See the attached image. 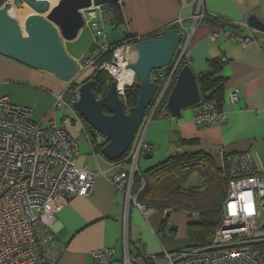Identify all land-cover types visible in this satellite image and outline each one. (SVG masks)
I'll return each mask as SVG.
<instances>
[{
  "label": "crops",
  "instance_id": "0c3cea01",
  "mask_svg": "<svg viewBox=\"0 0 264 264\" xmlns=\"http://www.w3.org/2000/svg\"><path fill=\"white\" fill-rule=\"evenodd\" d=\"M119 2L124 16L122 26L116 27L113 24L105 29L103 27L95 29L93 27L95 22L101 25L98 17L101 9L96 8L95 14H92L97 17H91L88 10L84 11L85 27L75 39L65 41L69 54L77 61L84 57L94 58L102 51L104 44L110 45L120 41L126 34L149 38L153 33L161 34L167 27L177 25L182 35H187L185 41L187 45L184 44L185 57L197 76L209 70L210 60L226 57L218 76L225 79L223 98L219 100L228 118L222 124L198 126L193 119L203 102L202 95L198 106L183 109L180 117H174L169 113V116L161 118L175 119L172 121L175 126L170 123L172 128L167 156L177 150L174 139L178 137L177 140L182 138L194 140L196 143L183 146L179 150L211 152L217 165L223 169L226 154L242 151L252 152L257 166L264 169V33L250 27L247 21L254 13L264 19V0H203L205 14L212 18L223 17L237 29L228 25L221 26L222 23L218 21H202L203 18L195 23L194 15L198 9L196 0ZM33 7L40 12L43 11L39 3ZM20 23L27 35L25 26L21 21ZM86 28L91 30L93 41L87 43L83 52H77L74 45L84 38ZM108 28L116 29L115 32H118L119 36L115 32L112 36L108 34ZM224 31L237 32L251 38L252 42L242 46L229 38ZM215 32H220V35L213 41L211 34ZM88 70L91 69L79 74L75 79L77 83L84 80L80 79V76ZM67 81L50 71L32 67L0 54V96H7L15 103L32 107L33 118L43 126H50L53 120L60 123L64 115L71 114L69 109L62 108L68 111L63 113L58 111L62 109L53 108L56 97L66 89ZM234 90L239 92V100L236 103H232L229 96ZM154 125L151 123L148 128L152 130ZM72 131L74 134L78 133L76 124L73 125ZM80 139L82 138L80 137L79 141ZM151 141L150 137L148 144L154 145ZM86 142L82 147L79 144L80 154L77 162L97 173L93 193L89 196L74 197L55 214L53 219L48 215L44 217L45 221L51 224L50 229L57 243L63 248L55 264H99L93 254L99 248L113 249L114 252L109 255L107 264H124L126 252L132 264H147V258H152L151 264H168L163 254L165 249L177 251L190 248L188 229L191 222L198 221L196 215L178 209L168 215V227L165 225L166 228H163L167 216L165 210L156 208L146 216L135 201L127 204L125 192L117 189L110 180L115 173L124 170L125 167L118 165L116 160H109L100 152L92 151L89 142ZM154 150L153 147L151 151L144 153V157L147 154L153 157ZM176 264L185 262L178 261Z\"/></svg>",
  "mask_w": 264,
  "mask_h": 264
},
{
  "label": "built area",
  "instance_id": "2783aa9c",
  "mask_svg": "<svg viewBox=\"0 0 264 264\" xmlns=\"http://www.w3.org/2000/svg\"><path fill=\"white\" fill-rule=\"evenodd\" d=\"M196 1L195 23L205 16L203 0ZM96 8L101 9L98 15L101 25L95 22L93 27L105 29L113 26V10L94 6L88 9L91 17H97L92 16ZM224 32L242 46L252 42L251 38L237 32ZM219 35L220 32L212 33L211 39L215 41ZM134 45V42L126 41L114 49L110 61L102 64L97 63V57H84L79 61V73L67 81L66 89L55 100L54 109L71 111V114L63 116L60 123L53 120L50 126H43L33 118L32 107L0 96V264L57 262L63 248L44 217L48 215L53 219L71 199L89 196L94 191L97 173L77 162L79 138H86L94 152L106 141L101 135L91 136L84 117L75 108L81 98V83L75 79L86 69L104 70L118 82L119 95L124 98L125 87L135 82L132 71L129 81L121 85L123 70H131L128 64L133 59ZM186 45L182 46L178 59L170 64L172 66L153 71L151 80L158 84L156 102L144 118L130 151L117 162L125 169L110 178L117 189L125 192L127 204L135 201L146 216L156 208L136 201L132 193L135 175L141 170L139 160L142 153L153 149L145 141L146 132L160 101L173 87ZM110 48L109 44H104L102 50ZM221 61H226V57ZM229 96L232 103L239 100L237 90L231 91ZM222 105L219 99L204 100L194 115V122L198 126L225 123L228 115ZM74 124L79 130L77 134L72 131ZM224 171L228 179L227 196L222 202V219L212 241L177 251L165 249L163 254L168 264L178 261L185 264H264V169L257 166L252 152L242 151L226 154ZM164 210L168 216L177 209L168 206ZM113 252L112 248H99L93 254L99 264H107ZM152 261V258H147L146 263L151 264ZM123 263L132 264L127 252Z\"/></svg>",
  "mask_w": 264,
  "mask_h": 264
},
{
  "label": "water",
  "instance_id": "95a60500",
  "mask_svg": "<svg viewBox=\"0 0 264 264\" xmlns=\"http://www.w3.org/2000/svg\"><path fill=\"white\" fill-rule=\"evenodd\" d=\"M24 1L34 6L39 0ZM119 1L59 0L47 15L38 14L29 20L25 28L27 35L19 19L11 13L12 4L6 2L0 7V54L50 71L62 79H72L79 73V61L69 54L65 41L75 39L85 27V10ZM247 21L250 27L264 33V19L256 13L251 14ZM182 38L178 28H171L154 37L141 39L134 45L133 59L128 67L135 73L140 96L137 105L129 112L125 110V102L119 95L115 79L102 97L94 93L93 79L81 84V98L75 108L91 126V136L101 135L105 138L102 154L109 160L120 159L132 147L157 92L158 84L151 80V75L153 71L172 64ZM200 101L198 76L186 64L180 68L167 97L166 109L172 116L180 117L183 109L195 106ZM145 157L149 159L152 155Z\"/></svg>",
  "mask_w": 264,
  "mask_h": 264
},
{
  "label": "trees",
  "instance_id": "16d2710c",
  "mask_svg": "<svg viewBox=\"0 0 264 264\" xmlns=\"http://www.w3.org/2000/svg\"><path fill=\"white\" fill-rule=\"evenodd\" d=\"M5 2L6 0H0V6ZM106 7H110L114 12V25L116 27L122 25L124 23V16L121 3H113L111 5H106ZM208 20L214 22L218 21L222 23L221 26L228 25L237 29L233 23L223 17L212 18L210 15L205 14L202 21ZM171 28L179 27L177 25H172L167 27L165 31ZM156 35H158V32L153 33L150 37ZM182 36L181 44L184 45L187 35L183 34ZM144 38L145 37L126 34L122 40L110 44L111 48L109 50L99 51L96 56L97 63L102 64L106 61H110L113 57L114 49L126 41H131L136 44L139 40ZM181 50L182 46L179 47L174 61L178 59ZM186 64L190 65V62L184 55L180 61V68ZM222 64L221 59L210 60L209 70L198 75V84L203 101L207 99L223 98L222 92L225 79L218 76ZM172 65H169V67ZM91 70H93V73L84 79L81 84L89 79H93L94 84L92 89L98 97H102L109 90L113 77L104 70ZM139 96L140 89L136 86L135 82L125 87V96L123 100L125 102L126 112H129L130 108L137 105ZM155 102L156 98L147 110V114H149ZM166 103L167 97L160 101L153 114L152 120L169 116ZM105 111L107 110L105 109ZM86 125H88L89 128L91 127L87 122ZM177 138L178 137L174 139V146L177 150L168 158L136 173L132 193L136 197V201L140 204L153 206L157 209L175 206L177 210L183 209L189 211L191 214H195L198 221L189 224V247L203 246L212 241L215 230L222 219L223 212L221 206L227 196L228 179L224 169L217 165L213 153L205 150L193 152L181 151L179 148L196 143H194V140L182 138L177 140ZM102 148L103 146H99L96 148L95 152L102 153ZM128 152L120 159L116 160V162L124 159ZM194 174L200 175L202 178L201 183L186 186L187 181ZM168 217L169 216H167V218ZM165 225L168 227L166 219L163 222V228Z\"/></svg>",
  "mask_w": 264,
  "mask_h": 264
},
{
  "label": "rangeland",
  "instance_id": "374dc122",
  "mask_svg": "<svg viewBox=\"0 0 264 264\" xmlns=\"http://www.w3.org/2000/svg\"><path fill=\"white\" fill-rule=\"evenodd\" d=\"M58 1L59 0H39L37 3H39L43 8V11L40 12L39 10L35 9L33 7V5L25 2L24 0H6V2H10L12 4V8H11L12 13L19 19V21H21L23 23L25 28L27 27L26 25H29L30 19H32L33 17H35L38 14H43V15L47 14L51 10V8L58 3ZM87 29H89V28H86L87 32H86L84 38L80 42H78L74 45V48L77 50V52H83L87 43L88 42L91 43L93 41V34H92L90 29L89 30H87ZM115 30H113V28H108L107 33L111 34V36H112V33H114ZM115 33L119 36L118 32H115ZM123 35H124V32H123ZM188 38H189V35H188ZM187 41H188V39H187ZM181 46H183V45L181 44ZM92 73H93V70H88V71H86V73L84 75L80 76V79H85L88 76H90ZM58 111L63 112V113H68V111H66L65 109L58 110ZM149 114H150V112H149ZM147 116H148V114L146 113L145 117H147ZM172 121H175V119L174 118H170L169 120L154 119L150 122L149 125H151V123H154L155 125L152 128V130H150L148 128V130L146 132V143H148L147 142L148 140L150 141V137H151V139H152L151 142H153L154 145L151 143L150 144L154 147L155 150L153 152L154 156L150 159H145L144 153H142L140 161H139L140 162L139 166L142 170H145L151 166H154L155 164L160 163L161 161L165 160L168 157L167 153H169L168 148H169V140H170L169 139L170 130L172 128V124H173V126H175V123ZM170 123H172V124H170ZM85 126L88 130L89 129L91 130V127L89 128L88 125H85ZM85 140L88 141L85 138L80 139L79 144L81 147L83 146V144L87 143ZM89 145H90V143H89ZM201 181H202V178L200 177V175L194 174L187 181L186 186H190L193 184H200ZM262 220L264 221V218H262Z\"/></svg>",
  "mask_w": 264,
  "mask_h": 264
},
{
  "label": "bare ground",
  "instance_id": "6f19581e",
  "mask_svg": "<svg viewBox=\"0 0 264 264\" xmlns=\"http://www.w3.org/2000/svg\"><path fill=\"white\" fill-rule=\"evenodd\" d=\"M11 13H12V10H11ZM13 14V13H12ZM132 69L131 70H128V69H124L123 72H122V75H121V78H122V82H121V85H123L124 83H126L127 81H129V79L131 78L132 76ZM201 102V101H200ZM198 106V105H197ZM140 161V160H139Z\"/></svg>",
  "mask_w": 264,
  "mask_h": 264
},
{
  "label": "clouds",
  "instance_id": "9594fccd",
  "mask_svg": "<svg viewBox=\"0 0 264 264\" xmlns=\"http://www.w3.org/2000/svg\"><path fill=\"white\" fill-rule=\"evenodd\" d=\"M181 46V45H180ZM168 97V96H167ZM155 98V97H154ZM123 99V98H122Z\"/></svg>",
  "mask_w": 264,
  "mask_h": 264
},
{
  "label": "flooded vegetation",
  "instance_id": "af4514ba",
  "mask_svg": "<svg viewBox=\"0 0 264 264\" xmlns=\"http://www.w3.org/2000/svg\"><path fill=\"white\" fill-rule=\"evenodd\" d=\"M107 112V111H106Z\"/></svg>",
  "mask_w": 264,
  "mask_h": 264
},
{
  "label": "snow or ice",
  "instance_id": "6c2138e0",
  "mask_svg": "<svg viewBox=\"0 0 264 264\" xmlns=\"http://www.w3.org/2000/svg\"><path fill=\"white\" fill-rule=\"evenodd\" d=\"M234 207V206H233Z\"/></svg>",
  "mask_w": 264,
  "mask_h": 264
}]
</instances>
